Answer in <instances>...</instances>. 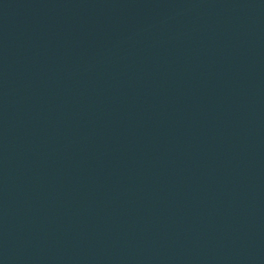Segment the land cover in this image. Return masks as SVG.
Segmentation results:
<instances>
[{"label": "water", "instance_id": "water-1", "mask_svg": "<svg viewBox=\"0 0 264 264\" xmlns=\"http://www.w3.org/2000/svg\"><path fill=\"white\" fill-rule=\"evenodd\" d=\"M0 264H264V0H0Z\"/></svg>", "mask_w": 264, "mask_h": 264}]
</instances>
